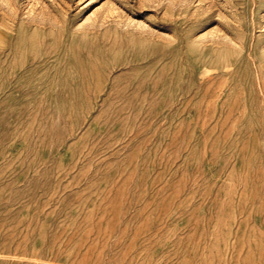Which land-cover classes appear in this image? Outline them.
I'll use <instances>...</instances> for the list:
<instances>
[{
	"label": "rangeland",
	"instance_id": "rangeland-1",
	"mask_svg": "<svg viewBox=\"0 0 264 264\" xmlns=\"http://www.w3.org/2000/svg\"><path fill=\"white\" fill-rule=\"evenodd\" d=\"M0 264H264V0H0Z\"/></svg>",
	"mask_w": 264,
	"mask_h": 264
}]
</instances>
